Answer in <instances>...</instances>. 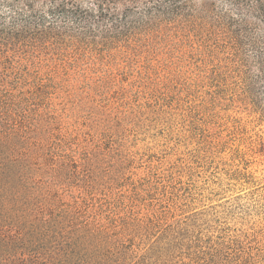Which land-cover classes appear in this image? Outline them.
I'll return each instance as SVG.
<instances>
[{"label":"trees","instance_id":"16d2710c","mask_svg":"<svg viewBox=\"0 0 264 264\" xmlns=\"http://www.w3.org/2000/svg\"><path fill=\"white\" fill-rule=\"evenodd\" d=\"M159 55L180 66L130 76ZM80 64L102 84L73 92ZM260 83L264 0H0V264H264L240 197L204 204L191 161L134 146L202 130L204 87L264 114Z\"/></svg>","mask_w":264,"mask_h":264},{"label":"rangeland","instance_id":"374dc122","mask_svg":"<svg viewBox=\"0 0 264 264\" xmlns=\"http://www.w3.org/2000/svg\"><path fill=\"white\" fill-rule=\"evenodd\" d=\"M210 1L223 7L225 0ZM155 58L133 64L130 76L139 81L142 77L163 73L167 65L172 69L180 66L174 61L166 63L162 55ZM80 66L62 71L68 83L63 81L74 88L73 92H81L87 84L88 87L102 84L100 80L104 75L98 65ZM204 90L211 106L205 109L207 116L202 114L201 118L206 117L204 124L199 125L202 130H194L190 123L181 122L162 134L164 127L157 126L136 136L134 146L154 160L165 157L179 163L181 158L191 161L192 175L185 181L194 182L209 198L212 191L219 194L205 199L204 204H220L240 197L252 210L251 215L242 216L248 218L251 226L259 225L264 221L261 215L264 209V114L252 112L247 103L234 98L231 90L219 88L215 97L208 93L207 87ZM258 92L260 97L256 100L264 106V83H260ZM214 140L221 145L211 146Z\"/></svg>","mask_w":264,"mask_h":264}]
</instances>
